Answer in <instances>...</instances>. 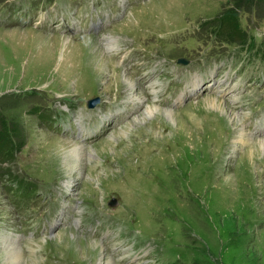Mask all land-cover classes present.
Masks as SVG:
<instances>
[{"label":"rangeland","instance_id":"obj_1","mask_svg":"<svg viewBox=\"0 0 264 264\" xmlns=\"http://www.w3.org/2000/svg\"><path fill=\"white\" fill-rule=\"evenodd\" d=\"M120 1L65 0L42 12L53 13L48 18H3L19 26L0 28V142L11 141L3 148L5 156L0 154V264H55V258L66 264H264V158L254 154L248 162L244 155L264 138V109L259 108L264 106V81L254 82L264 75V62L246 63L244 42L217 28L222 14L248 4L252 11L238 12L241 34L264 40V2L124 0L122 6ZM11 2L18 8L30 5L29 0H0L2 13H8L5 6ZM56 17L60 27L44 33ZM70 23L76 31L68 37ZM100 28L119 39V45L109 41L115 48L134 49L124 63L110 57L112 50L105 52L104 32L96 35ZM96 48L114 61L100 78L89 64ZM180 57L190 59L189 64L177 63ZM132 64L131 72L127 68ZM129 76L144 84V103L129 102L137 98ZM259 93L252 108L239 105L246 95ZM182 94H187L185 100L176 102ZM95 97L101 105L88 114L99 121L86 140L76 142L74 135L59 136L49 129L58 132L62 115L51 103L74 112ZM208 97L223 99L235 118L206 108ZM158 99L161 108L176 110L194 131L199 140L194 149L183 148V136H170L176 122L166 114H143ZM107 101H114L113 108ZM123 118L111 129L110 119ZM245 125L254 135L244 137L252 142L241 146L238 133ZM70 167L79 168L71 174ZM13 183L18 186L12 191ZM24 186L27 198L41 194L42 203L47 197L43 204H16ZM77 205L93 208L80 220L81 226L94 222L93 235L104 222L96 208L111 211L108 230L93 239L73 221L67 223L80 212ZM46 212L56 213L50 223L65 213L66 223L37 240L20 235L19 244L7 234L19 233L16 216L28 213L33 228L40 230ZM133 252L138 258L124 262Z\"/></svg>","mask_w":264,"mask_h":264},{"label":"bare ground","instance_id":"obj_2","mask_svg":"<svg viewBox=\"0 0 264 264\" xmlns=\"http://www.w3.org/2000/svg\"><path fill=\"white\" fill-rule=\"evenodd\" d=\"M109 32V33H108ZM107 34V35H106ZM69 37V36H68ZM89 39H91V38H89ZM112 39H114L116 42H117V45H119L118 44V40L119 39H116V37L115 36H113L112 35V32H110V29H108L107 31L105 30V32H104V35H103V38H101V40H102V43L104 42V44H105V52H107V51H109V50H114V49H117V48H115L114 46H113V44H111L109 41H111ZM87 40V39H86ZM95 42V41H94ZM93 43V42H92ZM97 43V42H96ZM95 43V44H96ZM98 45L97 46H100L101 47V45L99 44V43H97ZM125 44V43H124ZM93 45V44H92ZM77 47H78V45H77ZM112 47H114V48H112ZM120 47V46H119ZM118 47V48H119ZM75 49H77V48H75ZM94 53V59L93 60H89V64L91 65V66H94V68H95V74H97L98 73V75H99V78L100 77H102V76H106L107 74L106 73H108V72H110L109 71V69H108V67H109V65H111L112 64V62H114V61H112V60H110L106 55H105V53H104V51H102V49H100V50H97V48H96V50H95V52H93ZM134 56V55H133ZM138 56V55H137ZM136 57V56H135ZM133 58V57H132ZM136 60V59H135ZM139 62V61H138ZM138 64V63H137ZM141 64V63H140ZM140 66V65H139ZM111 67V66H110ZM146 67V66H145ZM144 67V68H145ZM149 68V67H148ZM132 72V71H131ZM128 74V73H127ZM138 75V74H137ZM133 76V75H132ZM142 76V75H141ZM147 76V75H146ZM130 77V76H129ZM153 77V76H152ZM135 83H136V88L135 89H130V91H133L134 92V94H136L137 95V98L136 99H133V100H131V101H129V102H136L137 104H142V103H144L145 101H146V92H147V90L143 87L144 86V84H143V86L141 87L132 77H130ZM128 79V78H127ZM130 79V80H131ZM138 80V79H137ZM106 81H108V79L106 80ZM146 83V82H145ZM151 83V82H150ZM153 83V82H152ZM109 84V83H108ZM154 84V83H153ZM152 85V84H151ZM150 85V86H151ZM153 86V85H152ZM151 86V87H152ZM194 87V86H193ZM199 88V87H198ZM149 90V89H148ZM136 92V93H135ZM189 92H191V91H189ZM132 93V92H131ZM187 95V94H186ZM186 95L184 96V97H186ZM190 95H191V93H190ZM99 100H101V99H99ZM223 100V99H222ZM222 100H219V99H217V98H215V97H208V98H206V101H207V103H208V105H207V107L206 108H211V107H213L214 109H216L219 113H220V116H223V117H226V119L227 118H231L232 120H233V118H235V115L233 114V113H231L230 111H229V108L227 107V105L222 101ZM224 101H226V100H224ZM227 102V101H226ZM117 103V102H116ZM115 103V104H116ZM120 103V102H119ZM149 103V102H148ZM190 104V103H189ZM147 105V104H146ZM153 105H155V106H151V103L146 107V111L145 112H143V114H145V116L146 115H155V114H157V113H159V112H162V113H164V114H166L170 119H171V121H173V122H176V125H175V128H174V131L172 132V133H170V136H172V137H175L176 138V136H178V137H181V136H183V138H184V147L183 148H186V147H188L189 148V150H192V149H194L193 148V145L195 144L194 142H199V140H198V138H196V136L194 135V131L191 133L190 131H189V127L187 126V124L184 122V120H182L179 116H178V113L177 112H175L176 110H172V109H168V107L167 108H161L162 106H160V105H158V104H154L153 103ZM138 106V105H137ZM136 106V107H137ZM237 106V105H236ZM115 107H117V106H115ZM235 108V107H234ZM233 108V109H234ZM186 109V108H185ZM232 109V111L234 112V110ZM132 110V109H131ZM138 110V109H137ZM124 112V111H123ZM137 112V111H136ZM122 113V112H121ZM125 114V113H124ZM234 116H233V115ZM123 115V114H122ZM121 115V116H122ZM114 117V116H113ZM144 118V117H143ZM146 118V117H145ZM118 120V119H117ZM186 124H184L182 121ZM231 120V121H232ZM129 123V122H128ZM128 123H126L125 124V126L128 124ZM253 123V122H252ZM253 125V124H252ZM117 126V125H116ZM125 126H123V127H125ZM104 128V127H103ZM108 128V127H107ZM242 128V127H241ZM109 129V128H108ZM118 130H121V129H118ZM117 130V131H118ZM241 131V133H238V140H239V143H241V146L242 145H244V143H251L252 141H249L248 142V140H250V132H248V130H247V126L245 125V126H243V128H242V130H240ZM234 132V131H233ZM248 136V140L246 141V140H244L246 137ZM138 137H141V135H136L135 136V138H137L138 139ZM245 137V138H244ZM182 138V139H183ZM243 141V142H242ZM106 142H108V141H106ZM100 143V142H99ZM234 144H235V142H234ZM85 146V145H84ZM102 147H104V145H102ZM237 148V147H236ZM186 150V149H185ZM188 150V149H187ZM237 150V149H236ZM249 151V150H248ZM247 151V152H248ZM247 152H245V160H247L248 162L249 161H252L253 160V155L254 154H258V155H260L261 154V156H260V158H264V138H263V140H257V141H255L254 142V146H253V148H252V151L251 152H249V153H247ZM69 159V158H68ZM67 161V160H66ZM70 164V163H69ZM71 165V164H70ZM251 165V164H250ZM73 166V165H72ZM79 168V167H78ZM78 168H68L70 171H72L71 172V174H73V172L76 170V169H78ZM229 176H231V177H234V176H232L230 173H229ZM69 184V186L70 187H72V185L70 184V183H68ZM74 191L76 190V189H73ZM76 192V191H75ZM11 232V231H10ZM10 232L9 233H7V234H9L12 238H13V242L14 243H17V240H18V238H20V236H19V234L18 233H13L14 235L12 236L11 234H10ZM119 237V236H118ZM117 237V238H118ZM115 239V238H114ZM114 241V240H113ZM116 241H118V240H116ZM3 243L4 244H7V246H9V248L10 249H12V248H15V245H13V243L12 242H10V241H6V240H3ZM19 243H21V242H19ZM19 243H17V244H19ZM28 243V242H27ZM122 243V242H121ZM126 243V242H125ZM104 246H105V248H106V250H107V245H105L104 243H102ZM21 245V244H20ZM115 245H116V243H115ZM122 246V245H121ZM101 248L102 247H100V246H98V247H96L95 249H98V250H101ZM104 248V249H105ZM118 248H120V247H118ZM123 249V248H122ZM121 249V250H122ZM125 250V249H124ZM118 252V251H117ZM8 261H9V258H8Z\"/></svg>","mask_w":264,"mask_h":264},{"label":"trees","instance_id":"obj_3","mask_svg":"<svg viewBox=\"0 0 264 264\" xmlns=\"http://www.w3.org/2000/svg\"><path fill=\"white\" fill-rule=\"evenodd\" d=\"M260 1L264 2V0H260ZM246 5H247L246 7H244V5H243L244 8L243 7L242 8L238 7V8H240L238 10L237 9H235V10L230 9L231 11L230 10L229 11H226L224 14H222L219 17L218 20H219L220 24H219V26H217V28H220L221 27L220 30H219L220 33L221 32H230L231 33V36L234 35L236 37H239L240 38V41L242 43L245 42V40H246L245 39V36L246 35H243L242 36L241 30L239 29L238 12H239V10H241V11H249V12L252 11V9H250V7H249L250 5H248V4H246ZM240 36H242V37H240ZM0 125L1 126H4L3 116L2 115H0ZM6 130L7 129H3V133H4V136L5 137L8 135V133H5ZM7 139H6V141H4L2 143L0 142V154H2V155H4L5 152H6V150H4L3 148L7 144H9V142L11 143L10 139H8V140Z\"/></svg>","mask_w":264,"mask_h":264},{"label":"water","instance_id":"obj_4","mask_svg":"<svg viewBox=\"0 0 264 264\" xmlns=\"http://www.w3.org/2000/svg\"><path fill=\"white\" fill-rule=\"evenodd\" d=\"M180 62H184V63H186L187 61H186L185 59L181 58V59H180ZM99 99H100L99 97H95V98H93V99H90V100L88 101L89 106H90V107L95 106V105L100 101Z\"/></svg>","mask_w":264,"mask_h":264}]
</instances>
